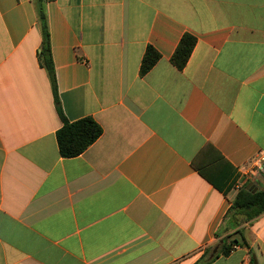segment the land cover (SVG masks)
<instances>
[{
    "label": "crops",
    "instance_id": "1",
    "mask_svg": "<svg viewBox=\"0 0 264 264\" xmlns=\"http://www.w3.org/2000/svg\"><path fill=\"white\" fill-rule=\"evenodd\" d=\"M39 3L62 114L102 129L74 157L56 143ZM259 157L264 0H0V264H195L232 239L206 264H264V212L231 209L264 189Z\"/></svg>",
    "mask_w": 264,
    "mask_h": 264
},
{
    "label": "trees",
    "instance_id": "2",
    "mask_svg": "<svg viewBox=\"0 0 264 264\" xmlns=\"http://www.w3.org/2000/svg\"><path fill=\"white\" fill-rule=\"evenodd\" d=\"M38 1L40 2V0ZM37 20L41 31L38 61L40 65L46 70L54 97V102L56 104V110L62 122L61 127L56 131V143L58 151L61 157H74L81 154L88 146H90L100 136L102 129L90 117H84L72 122H69L64 118L57 99L56 82L50 56L49 32L46 23L45 12L40 3L37 6ZM194 42V38L187 33L181 36L174 52L170 57V63L178 70H181L186 64L194 46ZM158 58V53L152 47L148 46L141 59L140 74L143 75L146 73L156 63ZM198 170L200 175L210 181L200 169ZM231 209H234L239 213H243L246 219H251L258 216L264 212V189L257 190L255 192L244 188L239 190L234 201L232 202ZM235 244H238L237 239L229 240V242L224 241L219 245L218 252L215 253L211 258L207 257L208 254H204L203 257L195 264H206L216 258L219 254L226 256L230 252L231 247Z\"/></svg>",
    "mask_w": 264,
    "mask_h": 264
},
{
    "label": "built area",
    "instance_id": "3",
    "mask_svg": "<svg viewBox=\"0 0 264 264\" xmlns=\"http://www.w3.org/2000/svg\"><path fill=\"white\" fill-rule=\"evenodd\" d=\"M251 169L254 171H258V170H264V158H257L254 159L252 165H251Z\"/></svg>",
    "mask_w": 264,
    "mask_h": 264
},
{
    "label": "water",
    "instance_id": "4",
    "mask_svg": "<svg viewBox=\"0 0 264 264\" xmlns=\"http://www.w3.org/2000/svg\"><path fill=\"white\" fill-rule=\"evenodd\" d=\"M246 189H250V188H249V185L246 186ZM255 190H256V188H254V187L251 188V191H252V192H255ZM217 249H218V246H216V247L212 250V253H211L210 256H209L210 258H211V257L217 252Z\"/></svg>",
    "mask_w": 264,
    "mask_h": 264
},
{
    "label": "rangeland",
    "instance_id": "5",
    "mask_svg": "<svg viewBox=\"0 0 264 264\" xmlns=\"http://www.w3.org/2000/svg\"><path fill=\"white\" fill-rule=\"evenodd\" d=\"M209 253V251H207V253H205V255H207Z\"/></svg>",
    "mask_w": 264,
    "mask_h": 264
}]
</instances>
